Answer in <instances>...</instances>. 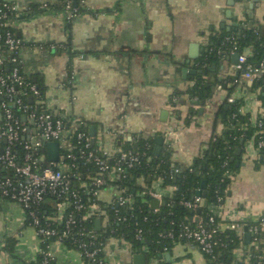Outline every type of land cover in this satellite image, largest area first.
Instances as JSON below:
<instances>
[{
  "label": "crops",
  "instance_id": "obj_1",
  "mask_svg": "<svg viewBox=\"0 0 264 264\" xmlns=\"http://www.w3.org/2000/svg\"><path fill=\"white\" fill-rule=\"evenodd\" d=\"M8 1L15 9L9 25L22 42L17 53L20 73L38 84L42 106L66 119L67 138L85 124L91 139L93 126L94 144L106 158L115 156L121 141L133 135H158L154 145L162 138L159 153L166 147L172 163L186 168L223 132L219 113L228 96L241 100L239 111L253 125L264 114V88H253L239 75L231 61L234 52H216L198 66L212 36L238 23L261 28L262 33L264 0H86L69 20L58 0ZM252 51V44L244 49L247 56ZM198 75L205 84L201 100L190 94ZM24 136L30 141L38 136L31 121ZM60 158L49 162L46 154L39 156L43 164L62 166ZM233 158L237 169L231 172L222 205L208 208L218 216L221 229L228 222L240 224V245L230 252L232 261H240L251 245V239L244 243V225L249 231L248 223L264 215V148L258 149L251 137ZM150 188L170 194L173 185L163 186L157 178ZM117 194V185L110 181L95 198L106 204ZM107 221V215L102 216L100 227ZM41 245L23 208L0 197V264H40ZM48 250L52 264H94L62 241H49ZM142 251H133L129 241L113 236L104 242L103 257L108 264H133V255L147 252ZM162 258L168 264L208 261L187 239L162 251ZM145 262L158 261L145 254Z\"/></svg>",
  "mask_w": 264,
  "mask_h": 264
},
{
  "label": "trees",
  "instance_id": "obj_2",
  "mask_svg": "<svg viewBox=\"0 0 264 264\" xmlns=\"http://www.w3.org/2000/svg\"><path fill=\"white\" fill-rule=\"evenodd\" d=\"M61 2L62 0H58L57 5L61 6ZM9 29L15 33L12 27H9ZM260 29H256L252 25L238 23L228 31L217 36H212V43L207 47L201 59L198 60V66L200 67L213 59L218 49L221 50L220 53L229 51L234 45V41L236 42L235 45L237 50L240 52H244L245 47L249 44L253 45L252 55L247 56L248 61L256 62L264 59V31L261 33ZM3 31L4 28H0V32L3 33ZM0 56L5 58L0 64V70L4 73H9L11 63L8 59L11 55L1 42ZM7 66H9V68ZM199 77L200 75H198V79L191 88L190 94L201 100L203 98L205 84ZM25 79L37 86L39 95L34 96L33 100L34 102H39L40 107L46 109L39 101L42 98V94L38 84L31 81L29 78ZM252 86L253 88L260 87L263 89L264 80H256L252 83ZM17 89L26 90V88L22 86H18ZM228 90L230 91L231 88H228ZM173 104H175V101ZM240 105L241 100L239 99H234L233 102L225 101L223 103L219 113L224 125L223 132L214 139H210L207 149L201 155L195 157L186 168L180 169L172 163L170 153L166 147H163L158 155H153L154 142L158 135L143 137L137 134L133 135L130 140L121 141V149L123 151L130 150L133 154L138 156V162L124 170L125 176L116 178L114 181L115 184L125 187L126 194L132 195L133 197L132 203L125 206H117L114 201L104 204L97 200L89 191L90 181L97 175L99 170L93 159L85 161L84 157H79L81 145L77 143L74 134L69 138L72 144L71 149L69 151L60 149L62 155H66L67 152H72L77 156L76 163L79 165L78 171L80 173V179L74 180L71 184V190L79 193L85 206L92 202L98 203L100 207L105 210L108 221L102 227H100V225L99 228H95V216L86 215L85 209L74 211L72 206H69L68 209H66V213L73 210L74 223L71 225L68 234L62 238V242L69 247L78 249L76 243L78 239L92 241L93 245L99 246V243L104 244L105 240L109 237H122L124 240L130 242L133 251L143 252V247H146L148 251L144 253L149 259H156L158 262L155 264H168V262L164 261L162 258L163 246L167 245L168 249H170L174 242L182 239L179 237L181 224L193 222L192 215L196 212L195 209H189L183 206L180 200L191 199L197 191H200V195L204 198L206 205L199 207L196 213L199 216L206 217L209 213L208 206L218 203V196L224 198L225 193L223 190L228 187L230 183V178L225 174L226 170L234 172L237 169L234 162L230 161L231 158L236 156L235 150L237 147L242 148L243 143L251 137H253L255 144H257L260 139L264 141V114L258 117V120H261V126L258 127L250 122L246 114H242L239 111ZM52 115L61 118L58 114L52 113ZM62 120L65 121V123L67 122L64 118ZM78 130L86 131V125H80ZM241 140L242 143L240 144ZM4 143L3 139H1L0 148ZM41 149L42 146L37 147L35 152L41 155ZM89 149L97 157H104L102 153L98 151L95 144H91ZM16 151L18 154L22 153L19 147ZM117 155L118 154L111 158L105 157L104 159H106L110 165H114L118 158ZM64 161L69 162L70 160L66 157ZM224 161L227 162L225 165H223ZM175 169H178L177 172H175ZM139 178L142 179V183L138 182ZM157 178L161 179L163 186L173 185L174 189L170 194L165 193L163 195L161 204L155 209V207H151L153 198H151L147 192L141 194V191L148 190L152 181ZM60 199L62 198L56 197L55 195H46L43 202L38 206L37 212L43 216L44 219L50 221L51 217L56 213V204ZM262 216L264 218V215ZM101 217L102 214L99 215L100 219ZM117 217H124L125 220H117ZM53 223V225L57 227L58 233L64 229V218L60 223ZM253 224H257V222L252 221L248 223V226L250 227ZM138 227L142 228L141 240L135 238L136 228ZM167 231H172L174 237L162 238L159 236V233H165ZM78 232H83L84 234L79 235ZM257 236L262 238L263 232L258 231ZM220 237L226 245L221 249V253L217 259L213 261H222L223 264H264V243L262 240H259L257 245H249L245 250V255L242 260L232 261L230 252L233 248L240 245V237L235 230L230 229L223 230L220 233ZM55 239L56 236L44 239L41 249H45L46 244ZM85 260L89 261L88 259ZM39 263L42 264V253L39 255ZM52 263L53 262L50 261L46 264Z\"/></svg>",
  "mask_w": 264,
  "mask_h": 264
},
{
  "label": "built area",
  "instance_id": "obj_3",
  "mask_svg": "<svg viewBox=\"0 0 264 264\" xmlns=\"http://www.w3.org/2000/svg\"><path fill=\"white\" fill-rule=\"evenodd\" d=\"M86 0H62L61 8L65 13L66 19L74 18L80 10L85 6ZM15 9L8 0H0V28H4L3 33L0 32V42L5 45L10 53L9 62L11 69L9 73H4L0 70V140L3 139L4 145L0 148V197L10 199L18 203L26 213L27 221L34 226L38 236L43 241L44 239L56 236L55 240L62 241L70 231L71 225L74 223L73 210H86V215L99 218L102 214L106 217L105 210L96 202H92L85 206L78 192L71 190V184L75 179H80L78 171L79 165L76 163L77 156L72 152H67L61 157L62 166L53 163L43 164L40 162L39 156L35 149L42 145L45 141H57L59 143V151L70 150L71 141L65 136L64 121L52 115L47 109L40 107L39 102H34L33 97L39 95V89L34 83L27 81L20 73L19 58L17 56L21 40L13 33L9 27V21ZM228 39V38H227ZM233 42L230 49L231 52H239L235 70L239 75L251 85L256 80H264V59L253 62L248 61L247 55L244 52L237 50ZM264 44V42H263ZM51 45V48H55ZM221 50L218 49L217 53ZM5 58L0 56V64ZM18 86L26 88V90L17 89ZM221 88V85L218 86ZM26 96V97H25ZM31 98V101H29ZM234 97L228 96L227 101L233 102ZM16 110V111H15ZM22 116L25 120L21 119ZM33 121V124L38 129V136L33 141L25 139L27 124ZM254 125L261 126V120L255 119ZM77 143L81 145L79 157H84L85 161L93 159L98 168V173L90 181L89 191L96 197L99 190L108 182H114L116 178L124 177V170L138 162V156L130 150L118 151V158L114 165H110L105 157H97L89 149L91 142L85 131L78 130L75 132ZM21 148L22 153L18 154L16 149ZM256 147L264 148V141L258 140ZM70 161L65 162L64 158ZM227 162L224 161L223 165ZM178 169H175L177 172ZM227 177H231L232 173L229 170L225 172ZM117 185V184H115ZM118 194L113 200L117 206H125L133 201L132 195L126 194V188L120 185ZM174 189V186L173 188ZM227 187L223 190L225 193ZM151 198L158 200L159 205L162 202L164 195L163 189L155 190L149 188L146 191H141V194L146 193ZM55 195L62 199L56 204V213L51 220H46L37 212L38 206L43 202L46 195ZM203 198L199 194H195L191 199L180 200V203L189 208L197 209L201 207ZM218 203L211 204L212 206L220 207L223 202L221 196L217 197ZM72 206L70 212L66 213V209ZM157 209V207H155ZM64 218V229L59 233L53 222L60 223ZM100 219V218H99ZM101 220V219H100ZM117 220H125L124 217H117ZM257 224L249 227L251 234V245H257L259 240L264 243V218L259 217L256 220ZM239 223L228 222L225 229L235 230L237 233ZM221 229L218 216L209 208V213L206 217L197 215L193 222L181 224L179 237L187 239L195 243L200 251L208 257L207 264H223L222 261H213L221 253V249L226 245L221 239L220 233L225 230ZM258 231L263 232V237L257 236ZM83 235V232H78ZM162 238H173L172 231L159 233ZM91 237V235H90ZM135 238L142 239V228H136ZM76 241V240H74ZM78 250L81 256L88 259L94 264H108L103 257L104 244L99 243V246L93 245L92 241H84L78 239L76 241ZM143 250L148 251L146 247ZM162 251H168V246L164 245ZM42 264L49 263L53 256L48 250V243L45 249H41ZM247 262V261H245Z\"/></svg>",
  "mask_w": 264,
  "mask_h": 264
},
{
  "label": "water",
  "instance_id": "obj_4",
  "mask_svg": "<svg viewBox=\"0 0 264 264\" xmlns=\"http://www.w3.org/2000/svg\"><path fill=\"white\" fill-rule=\"evenodd\" d=\"M233 2L234 1H232L229 4L232 5ZM238 55H239V52H234L231 55L232 63H236ZM187 62H188V59H186V63ZM182 70H183V72H187V70L185 68H183ZM190 72H192V73L199 72L200 73L201 71L192 70ZM263 95H264V93H263ZM29 101H31V98H29ZM0 117H1V114H0ZM22 119L25 120V117L22 116ZM31 122L33 123V121H31ZM89 134L91 136L90 142H91V144H94V136H95V134H94V127L93 126H92V130H90ZM161 142H162V138H158V140H156L157 144L154 146L153 154L157 155L159 153ZM241 143H242V140L240 141V144ZM42 144L45 145V147H43L41 149V153L42 154H46V158H47V160L49 162H57L59 160V143L57 141H45V140H43ZM240 152H241V147H237V149L235 150V155H239ZM233 160H234V158H231L230 161L233 162ZM237 164H238V162L235 161V165H237ZM196 194L199 195L200 191H197ZM157 204L158 203H157L156 200H152L151 201V207L152 208L157 207ZM94 225H95V228H99V226H100V219L99 218H96L94 220ZM243 229L245 231L244 234H243L244 243L248 244L250 242V239H251V234L247 230V226L246 225H244ZM132 259H133V264H146V262H145V254H143V253L134 254Z\"/></svg>",
  "mask_w": 264,
  "mask_h": 264
},
{
  "label": "rangeland",
  "instance_id": "obj_5",
  "mask_svg": "<svg viewBox=\"0 0 264 264\" xmlns=\"http://www.w3.org/2000/svg\"><path fill=\"white\" fill-rule=\"evenodd\" d=\"M151 262H149V264H150Z\"/></svg>",
  "mask_w": 264,
  "mask_h": 264
}]
</instances>
